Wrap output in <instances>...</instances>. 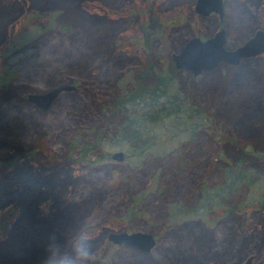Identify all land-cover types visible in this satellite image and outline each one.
Listing matches in <instances>:
<instances>
[{"label": "rangeland", "instance_id": "rangeland-1", "mask_svg": "<svg viewBox=\"0 0 264 264\" xmlns=\"http://www.w3.org/2000/svg\"><path fill=\"white\" fill-rule=\"evenodd\" d=\"M194 5L0 0V114L17 117L11 124L18 133H37L21 145L0 138V264H41L49 236L64 242L79 220L95 235L93 264L264 260V202L251 203L264 195V52L194 76L172 58L193 35L208 37L219 28L227 48L242 43L264 29V0H223L222 18L201 15ZM30 10L38 16L15 29ZM159 73L168 82L156 81ZM62 84L73 89L57 93L46 109L26 100L29 92ZM141 86L155 96L124 100L101 119L100 110L107 116L113 102ZM156 98L187 110L194 130L181 132L183 123L171 117L147 120ZM123 111L145 142L140 156L121 137ZM73 129L92 146L86 156L102 155L94 170L84 157L72 161L78 148L65 151ZM120 149V160L110 157ZM227 166H244L246 181L256 178L228 200L221 188ZM6 209L12 218L1 216ZM135 230L152 233L154 247L145 252L106 237Z\"/></svg>", "mask_w": 264, "mask_h": 264}, {"label": "water", "instance_id": "water-1", "mask_svg": "<svg viewBox=\"0 0 264 264\" xmlns=\"http://www.w3.org/2000/svg\"><path fill=\"white\" fill-rule=\"evenodd\" d=\"M194 9L201 15L216 12L222 18L224 13L222 11L223 0H195ZM224 42L225 30L223 28L215 30L212 36L203 39L198 35H193L184 42L178 52L172 53L174 66L176 68H185L191 71L194 76L201 73L204 69H213L220 61L237 64L241 58L255 56L264 52V29H256L247 40L235 48H227ZM69 89H73V86L62 84L40 93L29 92L25 97L28 102H33L38 108L46 109L57 93ZM122 155L121 149L110 153L111 158L118 160H120ZM106 237L112 243L137 247L145 252L154 247L155 244L154 235L147 231H113L108 232ZM252 257H247L243 264H249Z\"/></svg>", "mask_w": 264, "mask_h": 264}, {"label": "trees", "instance_id": "trees-1", "mask_svg": "<svg viewBox=\"0 0 264 264\" xmlns=\"http://www.w3.org/2000/svg\"><path fill=\"white\" fill-rule=\"evenodd\" d=\"M2 13V12H0ZM38 11L36 10H30L28 12H26L21 18L20 22L17 24V26L15 27L16 28H19L21 27V25L26 21V18L28 20L30 19H35L37 16H38ZM14 29V30H15ZM81 58V57H80ZM73 60V58H72ZM72 60H68V61H72ZM77 61V60H76ZM74 61V62H76ZM76 63H79V62H76ZM171 75H172V72H171ZM164 74H158L157 77H156V81L158 80H166L164 78ZM49 80V77H46V80L45 81H48ZM163 80V81H164ZM166 82H168V80H166ZM165 82V86L163 87V89L161 90L162 92H166V87L168 86V84ZM151 97V96H155V92L152 89L148 90V88L146 86H141V88L137 89L135 91V94H130L128 96V98L126 97L125 99L124 98H121V99H118L116 100L113 105V108L112 109H108V114L107 116H105L103 114V111L100 110V116H102V120L104 118H107L109 117V114L111 113V111H114L116 110V108H118V104L120 103H123L122 101L124 100H129V101H133L134 98L136 97H140V99H144L145 97ZM78 100V99H77ZM68 103V102H66ZM151 103L153 104L152 106H154V109L153 111H151L150 113H146V115L148 116V118H146L147 120L150 118H154V119H163V118H172V120L176 119L178 121H180L181 123H183V127H181L180 131L181 132H185V130L187 131L189 128H191L192 130H194V128L197 126V124L195 123L194 125L192 123H190V121L188 120V123H189V126H187L188 123H186V115H184V112H187V110H183V109H179L178 106L174 107L173 108V105L171 103V105L169 106L168 104H170L169 102L167 101H162L160 102L159 99H154L151 101ZM65 105V104H64ZM68 106H69V103H68ZM189 106H193L192 104H189ZM173 109V110H171ZM110 110V111H109ZM174 110H176L177 112L174 113ZM195 110L198 111L197 108L194 109V112ZM124 112V122L125 123H121L120 126H121V137H123V139L126 141V143L128 144V147L129 148H133V149H136L139 148L137 150V154L140 156L142 155L143 153H145L147 151V148H143L145 146V142L144 140H141L140 139V136L138 135V132L137 130H135L134 126V119L131 115V113L129 115L126 114L125 111ZM33 114L34 113H37L36 111H33L32 112ZM189 114V112H188ZM33 118H35V121L37 123V125H43V122L41 121H37V117L35 115H31ZM17 119V117L15 115H3L2 113L0 114V138L3 139V140H8L9 142H12L14 145H21V144H25L27 142H30L31 139L33 138V136H35L37 133L36 131H34V133H27V132H20L18 133V131L16 130V127H14V124H11V122H13V120ZM60 120H63L62 118V115L59 117ZM57 118V120H59ZM167 119V118H166ZM101 121V120H100ZM132 124V125H130ZM200 126V124H199ZM198 126V127H199ZM75 129H73L72 131L74 132ZM18 134H17V133ZM256 132V130H255ZM78 133V131H75L74 134L72 133L71 136H69L66 140V148H65V151H72L75 150L76 151V148L79 149L78 152H80L79 155H77L72 161H77V163H80L81 160H83V157L87 160L86 163H88L87 165L89 166V168H91V170H94L95 168H97V165H94L95 164H99V163H104L101 159H102V155L100 154V152L98 151L97 153H94L95 154V159H90L87 155L88 153V149H91L92 146L87 143L86 145L83 144V142H80V139H78V137H75V134ZM142 141V142H141ZM76 153V152H75ZM262 158V157H260ZM223 170V176H225V181L223 183V185L221 186V188H223V190L228 194L226 195L224 198L227 199V197L229 196V194L232 193L233 190L235 189H238L239 187H244V186H253L254 183H255V180L254 178L252 179L251 177V180L250 181H246L247 180V170L244 168V166H238V168H233V167H224L222 168ZM259 179V178H258ZM18 187H16V191L20 193V195L22 194V186L21 185H17ZM263 198H264V195H263ZM260 199V198H257L255 197L251 203L254 204V205H258V206H263V202H264V199ZM2 199V198H1ZM233 207H236V204L234 203L231 207H227L226 209L229 210ZM1 216L7 218V219H10L12 218V209H6V211L4 213L1 214ZM6 224V222L4 223V225Z\"/></svg>", "mask_w": 264, "mask_h": 264}, {"label": "clouds", "instance_id": "clouds-1", "mask_svg": "<svg viewBox=\"0 0 264 264\" xmlns=\"http://www.w3.org/2000/svg\"><path fill=\"white\" fill-rule=\"evenodd\" d=\"M95 235L87 221L79 220L66 234L64 242L49 236L41 264H93Z\"/></svg>", "mask_w": 264, "mask_h": 264}, {"label": "flooded vegetation", "instance_id": "flooded-vegetation-1", "mask_svg": "<svg viewBox=\"0 0 264 264\" xmlns=\"http://www.w3.org/2000/svg\"><path fill=\"white\" fill-rule=\"evenodd\" d=\"M212 13H213V12H212ZM215 13H216V12H215ZM209 14H210V13H209ZM211 36H212V35H211ZM201 38H202V37H201ZM203 38H205V37H203ZM203 38H202V39H203ZM247 38H248V37H247ZM246 40H247V39H246ZM244 41H245V40H244ZM244 41H243V42H244ZM243 42H242V43H243ZM240 44H241V43H239V44H237V45H240ZM237 45H236V46H237ZM236 46H235V47H236ZM235 47H234V48H235ZM202 72H203V70H202ZM199 74H200V73H199ZM197 75H198V74H197ZM255 259H256L255 256H253V257L251 258V260L249 261V264H264V260H260V261L257 260V261H256ZM244 262H245V261H244ZM244 262H243V263H244ZM243 263H241V264H243ZM239 264H240V263H239Z\"/></svg>", "mask_w": 264, "mask_h": 264}]
</instances>
